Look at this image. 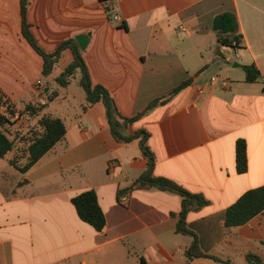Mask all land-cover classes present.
Wrapping results in <instances>:
<instances>
[{
  "label": "crops",
  "instance_id": "1",
  "mask_svg": "<svg viewBox=\"0 0 264 264\" xmlns=\"http://www.w3.org/2000/svg\"><path fill=\"white\" fill-rule=\"evenodd\" d=\"M29 3L31 33L47 54L66 40L91 35L83 52L91 79L114 96L125 117L189 82L126 135L147 131L155 176L209 201L188 215L187 224L203 253L219 260H188L193 239L177 233L180 195L136 189L119 200V191L147 169L139 143L114 137L102 102L83 111L86 94L58 85L56 78L73 61L71 51L44 76L43 57L23 35L21 0H0V112L18 111L12 117L16 133L29 130L30 118L19 115L29 104H80L69 123L51 113L65 122L66 136L27 173L10 165L14 153L0 158V264H249V255L264 260V214L242 227L224 226L227 209L264 186V0ZM226 12L238 17L241 48L221 46L214 31L215 17ZM250 65L261 74L254 84L246 82ZM212 78H218L215 85ZM54 92L59 96L53 101ZM239 141L247 145L245 173L237 168ZM89 191L106 217L101 232L81 220L73 205Z\"/></svg>",
  "mask_w": 264,
  "mask_h": 264
},
{
  "label": "trees",
  "instance_id": "2",
  "mask_svg": "<svg viewBox=\"0 0 264 264\" xmlns=\"http://www.w3.org/2000/svg\"><path fill=\"white\" fill-rule=\"evenodd\" d=\"M29 0H21V16L23 24V35L30 43L34 50L43 57L44 76H51L57 63L63 57L65 51H71L73 61L71 64L56 78V82L62 88H68L72 79L80 72V87L86 94V106L83 111L98 104L105 105L107 116L112 128L114 137L125 144L138 142L145 155L148 166L145 172L134 182V184L124 190L119 191V200L127 197L136 189L157 188L162 191L171 192L180 195L183 198L182 210L179 214V223L177 233L190 236L193 239L191 246L187 250L189 261L197 259H214V256L203 253L200 248L198 236L189 229L187 224L188 215L193 211L209 205V201L202 195L194 194L177 183L163 177L155 176L156 159L147 145L149 133L140 130L134 135H126V130L130 125L140 120L150 110L158 105H164L176 95L180 90L189 85V82L183 83L167 98L159 99L152 102L147 110L134 117H125L119 111L114 96L102 85H95L91 79L88 65L84 53L81 51L74 39L62 42L57 50L52 54H47L38 45L35 37L31 33V26L27 21ZM108 11L110 9L108 8ZM214 31L220 41L221 46L238 49L243 45V35L241 33L240 23L235 13L226 12L215 17L213 22ZM223 32V33H221ZM246 82L249 84L257 83L261 74L255 65L246 66ZM58 92H54L51 100L58 98ZM46 106L42 104H29L19 115H29L32 118H39L38 122L29 128L25 135L21 133L13 134L11 127L15 125L12 117L16 112H0V158L6 159L8 155L14 153L9 159L11 166L22 174L27 173L34 167L49 151H51L66 136L67 127L65 122L51 113H44ZM27 144L26 149L22 147ZM25 149V150H24ZM20 152L23 154L20 155ZM237 168L239 173H245L248 169V154L245 141H239L237 144ZM77 213L81 220L93 226L98 232L103 231L107 221L105 214L99 204L97 194L94 191L85 192L73 199ZM264 214V186L248 191L235 204L230 206L226 212L224 226L227 228H238L246 225L254 218ZM249 264H264V260L256 255L248 256Z\"/></svg>",
  "mask_w": 264,
  "mask_h": 264
},
{
  "label": "rangeland",
  "instance_id": "3",
  "mask_svg": "<svg viewBox=\"0 0 264 264\" xmlns=\"http://www.w3.org/2000/svg\"><path fill=\"white\" fill-rule=\"evenodd\" d=\"M80 78H81V74H80V72H77L76 76L72 79L71 84L69 86L70 91L72 93H74L75 95L79 96V97L85 95L84 90L79 85ZM56 89L57 90H61L60 87H56ZM79 105L80 104H79V102L77 100H75V101L73 100L71 105H67V104L66 105H55L54 104V105H51L50 108H47L44 111V113H53V114L57 113L55 115H58L59 117H61L62 119H64L67 123H69L71 121V119H72L73 114L75 113V111L76 110H79ZM16 112H18V111H16ZM28 117L30 118V119H28V120H30L28 122V123H30V125L28 124V126H29V128H31L32 123L33 124L34 123L36 124V122H38L39 118H37V120H35L34 118H31L29 115H28ZM11 128H12L13 134H17L16 133L17 132L16 131L17 129H15V128L13 129V127H11ZM22 135H23V133H22ZM26 147H27V144H25L24 147H22L21 151L23 150V148L26 149ZM22 154L23 153L20 152V155H22Z\"/></svg>",
  "mask_w": 264,
  "mask_h": 264
},
{
  "label": "water",
  "instance_id": "4",
  "mask_svg": "<svg viewBox=\"0 0 264 264\" xmlns=\"http://www.w3.org/2000/svg\"><path fill=\"white\" fill-rule=\"evenodd\" d=\"M223 33V32H221ZM91 35H80L77 36L75 38L77 45L79 46V48L81 49L82 52H85L87 50V47L89 45V39H90ZM236 68H239V65H235Z\"/></svg>",
  "mask_w": 264,
  "mask_h": 264
},
{
  "label": "built area",
  "instance_id": "5",
  "mask_svg": "<svg viewBox=\"0 0 264 264\" xmlns=\"http://www.w3.org/2000/svg\"><path fill=\"white\" fill-rule=\"evenodd\" d=\"M218 78H212L211 85H215L217 83Z\"/></svg>",
  "mask_w": 264,
  "mask_h": 264
}]
</instances>
